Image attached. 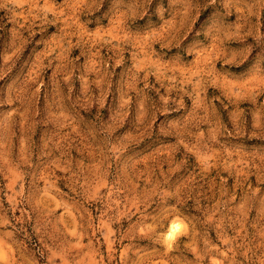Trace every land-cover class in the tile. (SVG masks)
I'll return each instance as SVG.
<instances>
[{
    "label": "rangeland",
    "instance_id": "1",
    "mask_svg": "<svg viewBox=\"0 0 264 264\" xmlns=\"http://www.w3.org/2000/svg\"><path fill=\"white\" fill-rule=\"evenodd\" d=\"M0 264H264V0H0Z\"/></svg>",
    "mask_w": 264,
    "mask_h": 264
},
{
    "label": "bare ground",
    "instance_id": "2",
    "mask_svg": "<svg viewBox=\"0 0 264 264\" xmlns=\"http://www.w3.org/2000/svg\"><path fill=\"white\" fill-rule=\"evenodd\" d=\"M179 222L177 221H172L170 227H169V232L170 234L175 233L179 229Z\"/></svg>",
    "mask_w": 264,
    "mask_h": 264
}]
</instances>
